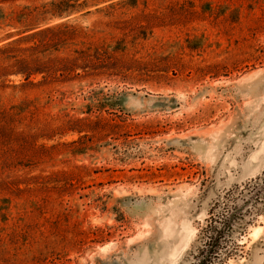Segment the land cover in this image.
<instances>
[{
    "label": "rangeland",
    "instance_id": "374dc122",
    "mask_svg": "<svg viewBox=\"0 0 264 264\" xmlns=\"http://www.w3.org/2000/svg\"><path fill=\"white\" fill-rule=\"evenodd\" d=\"M252 180L224 264H264V0H0V264H192Z\"/></svg>",
    "mask_w": 264,
    "mask_h": 264
},
{
    "label": "trees",
    "instance_id": "16d2710c",
    "mask_svg": "<svg viewBox=\"0 0 264 264\" xmlns=\"http://www.w3.org/2000/svg\"><path fill=\"white\" fill-rule=\"evenodd\" d=\"M260 195L258 183L252 180L227 190L213 204L198 231L192 264H224L236 255L235 236H241L256 216L254 205Z\"/></svg>",
    "mask_w": 264,
    "mask_h": 264
},
{
    "label": "bare ground",
    "instance_id": "6f19581e",
    "mask_svg": "<svg viewBox=\"0 0 264 264\" xmlns=\"http://www.w3.org/2000/svg\"><path fill=\"white\" fill-rule=\"evenodd\" d=\"M260 229H261V227H255V228H253L252 235L255 236V234H257ZM229 264H233V263H229Z\"/></svg>",
    "mask_w": 264,
    "mask_h": 264
}]
</instances>
